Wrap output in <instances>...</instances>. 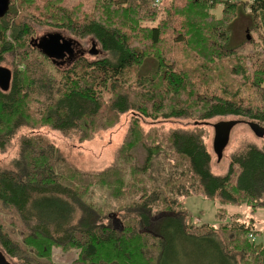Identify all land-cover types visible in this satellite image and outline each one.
Masks as SVG:
<instances>
[{"label": "trees", "instance_id": "obj_1", "mask_svg": "<svg viewBox=\"0 0 264 264\" xmlns=\"http://www.w3.org/2000/svg\"><path fill=\"white\" fill-rule=\"evenodd\" d=\"M164 3L165 0L155 6L151 0L155 10L161 9ZM12 5L10 0L7 11L0 15L2 52L9 49L7 31H11L14 41L22 40L25 33L30 34L28 26L17 23L12 26L5 21L12 15ZM247 10L254 21L251 29L264 38V0H178V6L169 8V17L164 21L155 22L158 16L152 12L151 25L134 31L142 35V45L135 43L132 33L92 16L62 26L81 38L90 36L102 57L89 61L79 52L67 59L72 68L63 80L52 78L46 64L36 58L23 70L14 72L6 67L12 77L7 89L0 87V149H6L9 140L22 127L38 122L30 112L28 100L42 97L40 122L63 133L83 127L85 139L97 130L95 121L105 111L112 121L102 123L99 130L109 128L114 118L130 111L155 122L191 119L198 128L211 124L210 119L225 116H237L243 118L239 121L256 122L264 127V97L257 98L260 103L255 107L245 103V98L250 100L245 91L244 95L234 90L236 82L246 75L249 57L230 44L231 25L239 13ZM117 14L123 22L135 20L123 12ZM166 35L169 40H165ZM38 39L33 36L30 39L36 56L61 68L64 60L57 61L38 48L35 44ZM69 39L81 46L75 38ZM147 59L155 61L154 71L138 76ZM249 62L257 64L252 58ZM260 78H257L259 82L264 81V73ZM131 80L137 87L151 86V92L142 96L144 103L134 104L138 95L126 86ZM104 91L110 95L106 104ZM138 127L143 131L135 118L114 161L97 171L69 168L67 161L70 160L63 148L39 135L23 137L19 157L10 168H0V203L12 208L22 220V240L16 242L0 226V245L5 251L0 249L10 257H18L20 243L29 253L44 258L43 264L46 258L53 264L54 247L66 251L80 249L77 261H85L82 264H120L119 257L127 264L150 261L165 264L173 254L176 239L168 226L172 218L178 223L183 242L209 240L215 254L220 255L219 264H264V246H258L248 236L257 228L255 219L242 213L229 214L223 208L226 204L243 205L251 214L264 210V143L251 140L239 143L230 155L228 170L219 174L213 171V155L199 129L172 127L166 136L172 151L166 153L158 144L149 145L143 139H135L140 133ZM152 127L156 133L158 127L155 124ZM138 148L144 150L142 166H138L135 154ZM129 155L136 160L130 162V175L134 177L139 171L152 170L154 157H174L175 166L171 162H159L160 169L149 176L151 189L139 185L132 205L123 210L125 215L130 214L125 216L129 224L122 221L116 227L114 215L103 216L97 206L85 199V194L88 185L102 183L110 188L113 175L127 173L125 165ZM179 162H183L184 168L175 170L181 166ZM62 170L72 175L70 182L64 179ZM166 185L171 188L166 194L175 197L174 208L159 210L155 205L160 199L162 202L161 191ZM190 195H202L218 202L221 223L211 226L191 220L183 205V199ZM227 229L243 235L238 239L234 234L227 237L223 233ZM145 237L157 241V253L149 258L142 249ZM215 238L218 242H213ZM188 248L186 243L181 244V250ZM100 256L106 257L100 259Z\"/></svg>", "mask_w": 264, "mask_h": 264}, {"label": "rangeland", "instance_id": "obj_2", "mask_svg": "<svg viewBox=\"0 0 264 264\" xmlns=\"http://www.w3.org/2000/svg\"><path fill=\"white\" fill-rule=\"evenodd\" d=\"M118 0H12V15L5 19L10 25L22 24L28 26L30 34L25 33L22 40H13L11 37V31L6 32V41L9 49L2 52V46L4 43H0V65L12 69V71L23 70L24 66L27 68V64L30 65L36 58L39 62L46 64L50 76L56 80H63L68 70L72 68L71 65L67 64V60H64L60 64L61 68H56L51 64H47L44 59H39L34 48L30 44V39L37 37L41 39L48 33L61 32L67 38L73 37L81 43L76 50L83 53L86 60L94 61L102 57V54H91L90 50L93 49V39L89 36L87 38H81L73 35L69 30L62 28V26L71 24L74 20H83L85 17H96L97 20L103 21L107 24L117 26L124 32L132 33L133 40L135 43L143 44L142 35L135 33L134 31L139 29L141 26L151 25V13L157 15V20L162 22L169 17L168 10L173 6H178V0H165L164 6L161 9L155 10L152 7L151 0H120L121 3H117ZM123 2V3H122ZM123 12L129 19L134 18L135 20H127L123 22L121 19L118 20L117 13ZM247 11H243L238 14L237 18L231 25L232 39L231 45L237 47L239 52L246 58V75L236 82L234 90H240L241 93L246 92L250 100L245 98V103L251 106L258 105L260 102L257 100L259 97H264V81L259 82L261 79L260 75L264 73V38L251 28L253 27L254 21ZM217 14H221V8L217 11ZM13 22H11L10 20ZM174 24L178 27L176 19L173 20ZM1 26V22H0ZM249 33L252 35L250 40ZM145 41H149L146 35H143ZM165 40H169V35L165 36ZM248 40V41H247ZM35 51V52H34ZM30 57V58H29ZM255 59L257 64L250 63L249 59ZM156 63L153 59H147L144 65L138 72V76H146L155 69ZM198 67L201 68L200 61ZM32 70V67H30ZM31 74L30 71H28ZM244 80L246 83H244ZM127 87H130L138 96L136 98V104L144 103L145 94L151 92V86L137 87L135 81L126 83ZM250 94V95H249ZM245 95V93H244ZM244 95H242L244 97ZM110 95L104 91L103 100L105 104L109 101ZM44 101L42 98H31L28 100L30 112L35 118L38 119L37 123L29 124L28 126L22 127L19 132L16 133L15 137L9 140L6 149H0V168H10L14 161L19 157L21 153V140L25 136L39 135L45 140L60 146L66 152L69 161L67 166L69 168L79 167L82 170L97 171L108 167L115 159L116 151L124 139L128 128L133 119L138 118L139 124L143 131L138 127L140 133L135 139H143L149 145L158 144L161 151L170 153L172 147L166 136L168 131L172 127H190L192 130L200 131L205 138L208 150L213 155V171L215 173H225L229 168L230 155L234 151V148L244 140H251L258 144L264 143V135L257 136L250 128L248 121H240L232 132L230 142L224 150L223 158L219 161L213 148V141L215 136V130L213 125L220 121L227 120H241L243 118L237 116H225L216 117L210 119L209 125H202V128L194 127L191 119H177L173 118L167 121L155 122L149 117H143L130 111L123 114L121 117L113 119L114 123L107 129L99 130L102 123L109 124L112 119L108 116V112H104V116H98L95 121L97 130L91 133V136L85 139V129L80 127L79 129L63 133L58 130H54L50 125L43 124L39 121L41 118V102ZM139 101V102H138ZM138 102V103H137ZM103 114V112L101 113ZM247 120V119H246ZM157 126L156 130L152 126ZM98 132V133H97ZM149 132V134H147ZM97 133V134H96ZM135 137V136H134ZM134 139V140H135ZM64 154V156H65ZM131 154V153H129ZM137 162L142 166L144 161V150L142 148L136 149ZM154 157L155 167L149 170L147 173L139 171L135 173V177L130 175V162L136 160L130 155L128 156L127 164L125 165V172H120L119 175H113L110 178L112 183L111 187L108 188L102 183H98L103 186L88 185V191L85 194V199L98 207L103 216L114 215L117 219L115 220V226L120 227L122 221L128 225L129 221L125 220L123 211L132 205V201L137 197L139 185H144L146 190L151 189V173H157L160 169L159 162L172 163L174 157L167 158L165 155L162 157ZM180 167L175 170L184 168L183 162H179ZM78 169V168H77ZM81 170V172H83ZM64 179L70 182L72 177L66 171L62 170ZM194 183V181H193ZM117 186V187H116ZM116 190V191H115ZM115 191V192H114ZM167 191L171 192V188L167 185L161 191L163 198L162 202L160 199L159 203H156V207L161 209L174 208L173 200L174 196L170 197ZM114 192V193H113ZM183 205L188 210L191 220L199 223L211 226H218L221 220L218 218V212L220 210V204L213 199H207L202 195H190L183 199ZM224 210L229 214L242 213L246 214L248 209L243 205L226 204L223 206ZM250 211L246 214L249 216ZM256 214V226L257 232L255 234V243L258 246H264V210L258 211ZM171 217V216H170ZM169 227H171L172 234L176 235L174 240L173 254L169 257L165 264H219V254H215V248L213 244L206 239L200 241H192L191 243L183 242L180 238L177 230L178 223L170 218ZM20 217L12 208L4 207L0 203V226L3 231L9 234L16 242H21L22 232L24 227L21 223ZM107 221V219H106ZM123 224V223H122ZM227 237L230 234L237 236V239L243 234L234 229H227L223 231ZM244 238V237H242ZM213 242H218L216 238ZM157 241L151 237H145V244H142V249L145 251L144 256L157 253L156 247ZM186 243L189 248L181 250V244ZM21 248L18 257H10L7 255L14 264H43L44 258L35 256L27 251L20 243ZM0 248L3 247L0 245ZM4 250V249H3ZM5 251V250H4ZM80 249L72 248L69 251L62 250L59 247H54L52 251L51 261L53 264H82L85 262L79 260ZM185 256H196L189 257L186 259ZM215 256V257H214ZM106 256H100V259ZM151 260V259H150ZM120 264H127L121 257L118 258ZM50 261L46 258L45 264H49ZM151 264V261L148 263Z\"/></svg>", "mask_w": 264, "mask_h": 264}, {"label": "water", "instance_id": "obj_3", "mask_svg": "<svg viewBox=\"0 0 264 264\" xmlns=\"http://www.w3.org/2000/svg\"><path fill=\"white\" fill-rule=\"evenodd\" d=\"M10 4V0H0V15H3ZM249 38V36H248ZM36 46L42 49L51 58L61 61L71 59L76 55L77 45L75 41L67 38L61 32L48 33L41 39L36 40ZM91 54H98L99 51L96 48V44H93V49L90 50ZM11 71L3 66H0V87L7 89L11 82ZM237 119L220 121L213 125L215 130V136L213 141L214 152L216 153L219 161L223 158L224 150L230 142L231 132L233 128L239 124ZM252 131L257 136L264 135V127L256 122L248 123ZM2 256H6L0 249V264L2 263ZM9 264V263H8Z\"/></svg>", "mask_w": 264, "mask_h": 264}, {"label": "built area", "instance_id": "obj_4", "mask_svg": "<svg viewBox=\"0 0 264 264\" xmlns=\"http://www.w3.org/2000/svg\"><path fill=\"white\" fill-rule=\"evenodd\" d=\"M162 1H163V0H154V5H155V6H160L161 3H162ZM251 1H253V0H251ZM249 237H250L252 240L255 239V233H254V231H251V232L249 233Z\"/></svg>", "mask_w": 264, "mask_h": 264}, {"label": "flooded vegetation", "instance_id": "obj_5", "mask_svg": "<svg viewBox=\"0 0 264 264\" xmlns=\"http://www.w3.org/2000/svg\"><path fill=\"white\" fill-rule=\"evenodd\" d=\"M78 47V46H77ZM79 50H77L76 52H78ZM65 60V59H64ZM5 254V253H4ZM6 255V254H5ZM2 263L1 264H14L12 262V260L6 255V256H2Z\"/></svg>", "mask_w": 264, "mask_h": 264}, {"label": "crops", "instance_id": "obj_6", "mask_svg": "<svg viewBox=\"0 0 264 264\" xmlns=\"http://www.w3.org/2000/svg\"><path fill=\"white\" fill-rule=\"evenodd\" d=\"M244 207H245V206H244ZM246 208H247V207H246ZM247 209H248V208H247ZM248 212H249V209H248ZM248 212H247V213H248ZM247 213H246V214H247ZM249 216H250V217H253V218L255 219V221H256V214H251V213H249Z\"/></svg>", "mask_w": 264, "mask_h": 264}]
</instances>
